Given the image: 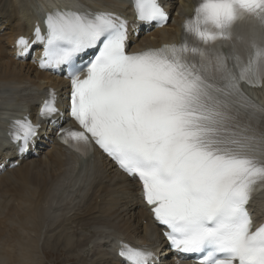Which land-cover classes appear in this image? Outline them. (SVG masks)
I'll list each match as a JSON object with an SVG mask.
<instances>
[{
    "label": "snow or ice",
    "instance_id": "obj_1",
    "mask_svg": "<svg viewBox=\"0 0 264 264\" xmlns=\"http://www.w3.org/2000/svg\"><path fill=\"white\" fill-rule=\"evenodd\" d=\"M132 4L140 22L168 20L159 0ZM243 20L260 31L238 48L234 25ZM45 24L46 35L39 26L34 32L44 44L40 67L67 66L70 114L83 129L61 140L85 156L94 142L138 176L171 247L196 254L197 264H264V226L252 230L247 207L264 189V108L241 89L264 84V0H198L179 45L131 54L119 15L56 10ZM17 45L27 50L29 42L21 37ZM96 48L86 64L76 63ZM56 112L50 98L41 117ZM16 126L23 154L39 128ZM119 254L129 264L151 256L126 245Z\"/></svg>",
    "mask_w": 264,
    "mask_h": 264
},
{
    "label": "bare ground",
    "instance_id": "obj_2",
    "mask_svg": "<svg viewBox=\"0 0 264 264\" xmlns=\"http://www.w3.org/2000/svg\"><path fill=\"white\" fill-rule=\"evenodd\" d=\"M159 1L174 17L163 29L153 24L150 35L136 38L137 33L142 35V23L136 19L132 0H0V168L7 166L3 174L7 182L0 185V264H34L41 251L46 257L40 247L43 238L82 264H128L119 254L122 245L150 253L148 264H192L164 251L161 228L134 179L115 170L97 150L82 156L60 144L57 131L72 124L63 114L69 81L64 73L54 75L40 67L44 44L34 40L37 26L46 35L48 13L60 10L119 15L127 21L128 35L133 34L129 37L133 53L179 45L185 35L183 25L194 15L198 0ZM259 31L250 25L234 29L237 47L244 48ZM21 37L29 42L27 50L17 45ZM246 87L264 106V84ZM49 97L57 102V112L43 121L37 114ZM17 121L34 122L40 136L54 122L53 135L42 142L36 139L34 144H39L29 158L18 151L22 140L10 142V135L18 131ZM15 162L19 166L10 167ZM249 206L258 224L264 223V192Z\"/></svg>",
    "mask_w": 264,
    "mask_h": 264
},
{
    "label": "rangeland",
    "instance_id": "obj_3",
    "mask_svg": "<svg viewBox=\"0 0 264 264\" xmlns=\"http://www.w3.org/2000/svg\"><path fill=\"white\" fill-rule=\"evenodd\" d=\"M175 1V0H174ZM178 1V0H177ZM173 15H176V13H174ZM174 17V16H173ZM172 17V18H173ZM140 33L142 35H139V33H137L136 35V38H142L144 36H148L150 35L154 30L152 28L148 29L147 27L145 26H141L140 27ZM151 32V33H150ZM145 34V35H144ZM133 35V34H132ZM50 133L46 136L43 135V133H47L49 132ZM51 128H47V130H43V133L42 135L40 136V139L39 141L42 142L44 139H49L53 133L51 132ZM55 134V133H54ZM41 144V143H40ZM44 147H42L41 149H43ZM37 157V156H36ZM3 158V157H2ZM29 158V156L27 157ZM41 157H37L36 160H39ZM43 159V158H41ZM40 159V160H41ZM32 160V159H31ZM9 161L7 160V163ZM6 163V164H7ZM14 164H10V167H12ZM7 171V166L4 165L2 166V168H0V185L4 184L5 182H7L5 180V178L3 177L5 175ZM4 174V175H3ZM2 177V178H1ZM3 189V187H0V190ZM10 195V194H9ZM7 195V196H9ZM126 214V213H125ZM255 216V215H254ZM256 217V216H255ZM44 243V244H43ZM40 247L42 248V250L44 251V253L46 254V257H43V253L41 251L40 253V258H39V261L37 260L34 264H82L79 259L75 258L73 255H71L70 253H68L67 250H65L63 247L62 248H59V246L54 247L53 245L48 244V242H46V240H44V238L41 240L40 242ZM42 254V255H41ZM42 256V257H41ZM89 264V263H88Z\"/></svg>",
    "mask_w": 264,
    "mask_h": 264
}]
</instances>
